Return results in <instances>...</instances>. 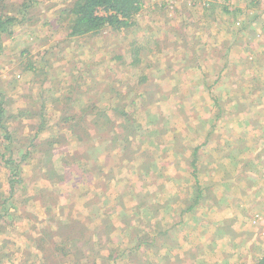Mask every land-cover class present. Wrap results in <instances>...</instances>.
<instances>
[{"label": "rangeland", "instance_id": "374dc122", "mask_svg": "<svg viewBox=\"0 0 264 264\" xmlns=\"http://www.w3.org/2000/svg\"><path fill=\"white\" fill-rule=\"evenodd\" d=\"M16 1L0 0V14L11 11ZM68 2L40 0L28 14L36 21L15 22L13 35L0 40V97L5 126L13 134L8 142L0 127V148L12 143L13 154L30 152L18 167L0 161V210L8 216L4 215V223L0 220L2 264H39L33 247L38 239L56 238L60 243L67 237L62 214H70L78 224L98 216L85 224L93 231L96 220L112 211L129 214L131 228L148 234L150 244L133 257L141 260L139 264L147 263L146 256L152 260L149 264H258L264 255V0H232L227 4L231 13L242 10L234 11L236 16L223 12L219 0H142L130 26L71 38L64 22L49 24ZM212 38L218 47L210 46L204 56L202 46ZM25 47L28 52L22 55ZM134 48L141 62L136 61ZM38 68H44L43 73ZM143 75L147 82L140 83ZM44 80L53 81L59 90L71 84L70 113L77 116L85 103L96 104L135 129L130 147L118 150V142H105V130L92 116L77 121L88 138L65 133L68 121L55 123L59 107L66 103L53 107L46 99L45 111L39 108L36 113H46L49 124L55 125L35 136L40 143L36 150L24 149L35 133L38 117L33 113L42 107L36 97ZM247 85L254 91L246 90ZM53 87L47 85L48 90ZM88 87L95 103L85 96ZM126 91L131 99L121 103L129 110L127 121L112 111L119 101L113 92ZM135 92L146 97L134 98ZM213 96L231 113L235 108L243 112L218 120L198 151L197 180L207 189L194 212L187 211L192 202L188 191L195 183L188 154L199 143L200 119H209L204 126L211 130L208 110L212 114L215 110ZM252 106L260 107L262 116L254 118L251 127L247 121ZM25 108H32L30 120L18 118L17 111ZM52 136L60 143L48 145ZM146 148L152 150L150 156ZM257 149L262 153L253 159ZM229 151L240 165L224 157ZM242 168L253 173L239 174ZM137 204L146 215L139 222ZM113 219L117 240L134 239L135 234L128 232L124 238L118 217ZM70 236L75 237L73 232ZM51 246L44 244L49 250L56 248L59 256L66 247ZM106 253L101 249L102 255ZM99 258L96 264H104L106 259ZM58 264L73 262L66 256Z\"/></svg>", "mask_w": 264, "mask_h": 264}, {"label": "trees", "instance_id": "16d2710c", "mask_svg": "<svg viewBox=\"0 0 264 264\" xmlns=\"http://www.w3.org/2000/svg\"><path fill=\"white\" fill-rule=\"evenodd\" d=\"M39 2L40 0H18L16 1L17 4L12 3L13 5H16V6H14V8L11 9V11L9 10L7 14H5L6 12H4V14H0V40L3 39L4 37H10L13 35L14 29L12 26L15 22H19V23L30 22V24L34 23L36 21V18L28 16V14L30 13V8L38 5ZM231 2L232 0H223V1L219 0V5H221L220 7H222L223 12L236 16L234 11L242 12V10L235 9L231 13V11L229 10L230 6L227 5ZM141 6H142V0H70V2H68L67 4L64 3V5L56 11V16L52 19H49V24L53 25L60 21L64 22L65 28L67 30V35L70 38L77 37V36H84V35H96L102 32L105 28L121 29L123 27L130 26L132 24L131 19L141 9ZM30 19H33V21H30ZM217 42H218L217 40L212 38V40L209 42L210 45L208 43L206 44V47H205V43L203 44L202 47L204 48L203 49L204 56L209 54L208 50L210 46H212L213 50H216V48L218 47ZM25 49L26 50L24 49L21 50L22 55L28 52V47H25ZM136 50L137 49L134 48L132 52L138 57V51ZM135 59L136 61L141 62V60H139V57L138 59L137 58ZM31 66H32L31 64H28V68H30ZM33 69L35 70V68ZM42 70H44V68H38L39 72ZM239 72L240 70L237 71L234 75H237ZM235 78L236 77L233 76V80H237ZM115 79L117 82H120V78H115ZM50 80H56V79L55 77L53 78L51 77ZM57 80H59V78H57ZM144 81L147 82V77H145V75H143L140 78L139 82L142 83ZM217 81L219 80H216V82ZM45 82H46V87H45ZM59 82L61 83L62 81L59 80ZM50 84L53 85L54 87L51 90H48L47 85H50ZM42 85L44 86L36 97V99L42 102V107L41 106L38 107L35 113H33V118L35 116L38 117V121L34 123L35 133L30 138L29 140L30 143L28 142V144L25 145L24 149L26 148V150H28L29 146L30 148H33V149L37 147L36 145L40 143L36 142L37 139L35 136H38L39 135L38 133L40 131L52 128L55 124L61 126L60 124L63 121H68L67 123L68 127H66L65 133H68L69 131H71L74 133L76 138L79 140L88 138V137H84L81 134V133H84L83 128H81L79 124L77 125V121L84 120V118L86 119L88 116H92L93 121H96V123L100 122L99 125L105 130V134H104L105 142L110 143V145H113V143L118 142L119 145H121V148H119L118 150L128 149L130 147L131 145L130 140L135 137L136 130L133 128H130L128 124L125 123L123 120H114L115 117L111 118V115L107 113L108 111L107 112L105 111L109 109L100 108L96 104L85 103L84 106H81L79 108L81 113L77 114L76 116L74 112L70 113L69 108L71 107L68 104V101L70 100L71 93H72L70 89L71 84L66 86L67 89L65 90L63 89L59 90V88H57L56 84H54L53 81L48 83V80H44ZM246 87H249V89H246V90L251 89L249 85H247ZM90 91H91V88L88 87L85 90V96L90 101L89 103H95V102H92V94L90 93ZM203 91L205 92V89H203L202 92ZM251 91H254V90L251 89ZM145 92L148 93L149 91H145ZM113 93L117 95L119 101L116 102L117 105L113 107L112 111L115 112L120 117L123 116V118L126 120L124 116L128 115L129 110L123 109L126 103L125 102L121 103V101L130 100L131 92L126 91V92H117V93L113 92ZM137 93L138 92L134 93V96H133L134 98L135 97H139V98L146 97L144 93L143 95L142 93L140 94H137ZM260 93H261L260 91L257 93L258 94L257 97H259ZM78 95L83 96L84 94L79 93ZM246 95L250 96L251 94L247 92ZM111 98L115 99L114 96H111ZM46 99L52 100L53 107L58 106L59 103H66V106L64 105V107L58 106L59 107L58 110L60 111L59 119L53 125L49 124V120L46 117L47 116L46 113L42 112L41 115H38L36 113L39 108L41 109L43 108V110L45 111L46 107L44 106V103ZM210 99L211 100L213 99L214 102H216L215 107H214L215 110L212 111L213 114L211 113V110H208V114L209 113L210 114L209 115L207 114L211 120V127H210L211 130H208L209 128H206L204 126L205 122H208L209 119L204 120V118L200 119L203 116H200V117L197 116V118L200 119V123H201L200 124L201 127L199 128V131H198L200 135V138L198 140L199 143L196 146H194L193 149L188 154L191 158L188 161V166L192 168V171H190V173L195 183L191 185L193 186L192 192L188 191V193L192 194L188 200H192V202L191 203L189 202V205L186 209L187 211L194 212L195 206L200 203L207 189L202 184H199L197 180V173L195 170L197 169L198 151L200 150L201 147H203L207 143L208 136L212 132L213 127L217 123H219L217 122L218 120L220 121V119L224 117V115L226 114H228V116H232V115L236 116L238 113L243 112V109L235 108L234 112L231 113V110H229L230 107L226 108L220 105V103L215 98V96H213ZM236 104L237 103H235L234 105ZM254 105L257 106L256 104ZM255 106L248 108L249 111H252L251 113L252 116L249 117L247 121V124L251 127L254 124V118L262 116L261 114H258L260 112L257 108H260V107H255ZM107 107H112V105L107 106ZM205 108L207 109V107ZM31 109L32 108H25V109H20L19 111H17L19 115L18 118H27L30 120L31 115H32ZM204 111L207 113V110H204ZM4 113H5V109L3 106L2 97H0V127L3 129V133H5L4 137L9 142L10 139H12L13 134L12 132L8 130L7 126H5V123H6L5 121H7V118L4 117ZM212 115L214 116L212 117ZM2 117H4L5 120L2 121ZM8 117L11 118L12 116L8 114ZM70 120L75 122L76 124L75 123L71 124ZM232 124L233 126H237L235 125V122H233ZM262 129H264V126L262 127ZM202 133H203V137H201ZM84 134H87V133H84ZM64 135L65 134L61 131V135H60L61 139L65 140V137H62ZM96 136L101 137L100 134L98 133H96ZM99 142H101V138ZM58 143H60V138H57L56 136H52L48 140V145L50 146L51 145L53 146ZM11 149H12V143H9V146L8 145L4 146L3 149L0 148V161L6 166L18 167V165L21 164L23 161L25 160L27 161L29 159V154H30L29 151L28 152L19 151L20 155H15L13 154V152L10 151ZM146 150H148L147 153H149V156H150L152 150L148 148H146ZM201 150L203 149L201 148ZM38 152L40 151L38 150ZM260 153H262V149L261 150L257 149L255 152V157L253 159H258L260 157ZM236 156L237 155H234L229 151L224 157L233 165H236V164L240 165L241 160H237L235 158ZM243 160H247V158L244 156ZM251 161H249V163ZM39 163L40 161H38V164ZM152 164L154 165L153 162ZM62 166H64V163H62ZM246 166H247V163L242 165L243 168H246ZM241 173H253V172H248L247 169L246 170L243 169L242 172H240L239 174ZM180 177L176 179L175 182H177L178 180H181L182 177L181 178ZM189 187L190 186H188L187 188ZM12 193H13V188L11 189V194ZM132 196L133 195L131 194V197ZM118 204H120L122 208L125 210V207L123 205V200H119ZM136 206L137 207L134 208L136 209L135 219H137V221L139 222L141 219V216L146 217V215L144 214L145 213L143 210L144 208L140 204H137ZM111 208H114V207H111ZM50 210H46V213H50ZM3 211L4 210L2 209L0 210V220H2V222L4 223V218L7 216V214L6 213L4 214ZM104 213H105L104 216L100 220H96V222L98 221L97 226L94 228L93 231H90L86 227L85 224L97 218L98 216L92 217L90 215L91 218L88 217L84 221V224H78L75 218H71L70 214H62L61 220H64L63 221L64 224L66 223L67 237L65 238L63 237V241L60 243H59V239H56V238L50 239V241L46 240L45 238L38 239L36 242L37 244H33V247H36L35 257L40 260L39 264H54V263L58 264V261L59 260L61 262L64 261V257L66 256L71 258V261L73 262V264H96V262L100 259L99 256H102L104 257V259H106L104 264H129L130 261L137 262L136 264H139L141 260L138 259L139 260L138 262L133 257H134V254L137 255L138 250L142 249V251H145V248L150 244V238L148 234L140 232L139 229H135L134 227L131 228L132 221L129 218V214H126L124 212L114 213L113 211L108 212V213L104 212ZM156 214L158 213H154V216H156ZM114 217H116V219L118 217V221L120 223L119 225L121 227V230L119 231V233L123 234L124 238L126 236L125 232H128L129 234L134 233L135 234L134 239H131L130 237L126 242L125 240H119V238L117 240V236H118V234L116 233L117 231L116 230L114 231V227L112 226V223H111L112 221H114L113 219ZM168 229L171 230L172 228H168ZM0 232H1V229H0ZM71 232H73L75 235L73 239H71L72 236H70ZM165 237H168V234L165 235ZM48 243L52 244L51 247H54L57 244H63L66 247H64L63 250H61V256H59L58 254L60 253L57 252L56 248L49 250L48 248L44 247V244L48 245ZM78 243H80V245ZM105 248L107 250V253L105 255L104 254L102 255L101 249H105ZM151 254H153V252ZM3 255L5 254H0L1 264H2L1 258ZM148 258L149 256H146L147 263L143 261V263L141 262L140 264H149V262L152 263V260L151 259L148 260ZM258 264H264V255L260 258Z\"/></svg>", "mask_w": 264, "mask_h": 264}]
</instances>
